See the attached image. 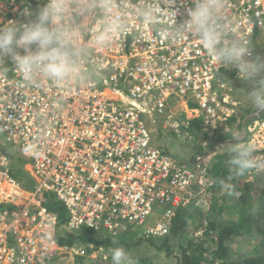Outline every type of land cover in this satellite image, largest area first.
Segmentation results:
<instances>
[{
  "label": "built area",
  "instance_id": "2783aa9c",
  "mask_svg": "<svg viewBox=\"0 0 264 264\" xmlns=\"http://www.w3.org/2000/svg\"><path fill=\"white\" fill-rule=\"evenodd\" d=\"M156 2L162 11L159 26H142L129 12L128 31L97 50L101 75L84 86L58 89L44 82L31 88L7 57L0 62V205L13 206L0 209V264L108 259L91 244L59 243V216L43 205L44 192L65 205L68 232L87 229L116 236L142 228L146 239L167 236L177 209L203 191L194 192L193 169L156 146L153 129L190 139L195 120L205 132L235 129L264 159V115L257 113L245 129L236 122L243 111L236 81L243 77L212 58L198 41L174 37L170 0ZM43 3L0 0V24L24 22L23 8ZM224 3L234 33L254 52L255 34L264 35V0ZM190 6L191 0H177L178 23ZM30 143L35 150L26 152ZM16 151L28 162L25 170L34 181L30 189L13 177ZM261 175L250 171L248 181Z\"/></svg>",
  "mask_w": 264,
  "mask_h": 264
},
{
  "label": "clouds",
  "instance_id": "9594fccd",
  "mask_svg": "<svg viewBox=\"0 0 264 264\" xmlns=\"http://www.w3.org/2000/svg\"><path fill=\"white\" fill-rule=\"evenodd\" d=\"M170 2L172 6L167 10L168 16L175 21L171 34L198 41L216 61L238 70L239 78L243 77L241 81L249 85L247 96L255 112L247 116L240 126L245 129L250 121L257 119V113L264 115V58L254 54L248 42L234 33L225 14L224 0H191L186 18L179 23L175 7L177 0ZM129 12L145 27H158L162 15L156 0H44L43 5L35 9L29 5L21 13L26 18L24 22L9 20L0 24V62L5 63L4 58L7 57L14 70L21 73L24 84L31 88H39L44 82L58 89L84 86L101 75L102 65L95 55L97 50L109 46L118 35L128 31ZM244 112L243 109L241 117L246 115ZM234 133L235 129L229 134ZM233 136L234 143L228 149L229 174L217 181L219 187L232 195L235 191L232 181L242 176L240 183L251 187L260 183L264 190V176L248 181L250 171L264 172V159L254 155V145L246 141L242 134ZM191 137L181 139H187L194 145V137ZM204 142L198 143V146L206 150L208 143L205 147ZM34 150L35 145L31 143L25 147L26 152ZM201 159L191 163L193 167L181 162L197 174L193 186L195 194L205 190L208 182L199 174V166L205 161V158ZM199 197L206 198L204 200L209 198L204 197L203 192L194 200ZM109 251L113 264H136L123 247Z\"/></svg>",
  "mask_w": 264,
  "mask_h": 264
},
{
  "label": "trees",
  "instance_id": "16d2710c",
  "mask_svg": "<svg viewBox=\"0 0 264 264\" xmlns=\"http://www.w3.org/2000/svg\"><path fill=\"white\" fill-rule=\"evenodd\" d=\"M258 36L259 32H257L253 38L255 54L258 53L257 45L260 41L259 38H261L262 35L261 37ZM234 74V72H231L227 74L226 77L230 78V76H233ZM253 112L254 111H250L247 116ZM247 116H240L236 119V122H238L237 125L241 126ZM188 133L194 137L195 141L198 142V139L201 140L200 144L203 141L208 143V140L212 138V141L210 142L211 145L209 146L211 149H214L219 145L216 150L211 152L212 155L210 153V158H212V156L213 158L206 166V170L209 172V177L207 179L209 182H207L204 188L206 195L209 198L208 201H206L199 197L190 205L178 209L173 220L171 231L167 236L146 239L142 235L136 234L134 232L135 229H132L129 233H126V231L117 234L118 237H114L107 231H104L106 232L105 234L100 233L102 231H99L98 233H100V237L92 236V233H89L86 229L76 232H68L65 230L66 219H68L65 205L57 198H53L51 193L44 192L40 195L43 205L59 216V243L70 247L91 244L95 247L94 249H103L104 253L110 258L111 253L109 249L123 247L129 252L133 259L136 260V264H264V253L261 252H257L255 256L253 255L248 258L243 256H236V258L233 257V244L237 243L240 238H248L253 233L252 231L254 227L252 224H254V222L251 219V214L247 212L248 214L242 217L239 222H234L225 221L223 219L221 215L225 208L222 206L217 214L213 212L215 205L216 207L219 206V199H226L225 196L227 193L221 190L217 181L225 178L229 174V168L227 165V160L229 159L228 149L229 145L234 143L232 140L234 136L230 134H222L219 131L203 132L200 128V121L198 120L191 123ZM190 146L192 145L190 144ZM206 156L207 155L204 156V154L202 156V151H200V157ZM11 158L14 161V164L18 166V168H13V173L16 175L18 173H24L27 178L32 180L33 187L34 181L24 169L27 166V160L24 159L18 151H16ZM20 159L24 161L26 160L25 167L23 168L19 165ZM205 163L206 162L204 161V164ZM240 179L239 176L232 181L235 185V191L239 189ZM242 185L241 187L245 188V191H251L250 185L244 183H242ZM224 204L225 206H230L228 201H224ZM217 208L219 209V207ZM227 208L229 209L231 207ZM0 209H8L11 211L13 206L3 204L0 205ZM251 209H254V207H251ZM248 210L250 211V208ZM209 217H211L210 220ZM91 251L92 249L90 252ZM77 263L113 264V262H110L109 260H92L87 258H80Z\"/></svg>",
  "mask_w": 264,
  "mask_h": 264
},
{
  "label": "rangeland",
  "instance_id": "374dc122",
  "mask_svg": "<svg viewBox=\"0 0 264 264\" xmlns=\"http://www.w3.org/2000/svg\"><path fill=\"white\" fill-rule=\"evenodd\" d=\"M257 51H258V53H256V55L258 57L264 58V35H262V37L260 38V41L257 45ZM240 82H242V83H236V95L242 101L243 109L245 111L244 114H246L245 116H247L251 110L254 111V108L251 105V103L248 99V96H247V90L249 88V85L244 81H240ZM260 123L263 124L264 120L260 121ZM236 134H241V131L240 132L237 131L236 133H234L232 135H236ZM152 135H153L154 142H155L156 146L160 150H162L165 154L173 157L178 162L186 163L190 167H193L191 165L190 161L194 157H198L200 155V151H202V156H203V153H204V156L207 155L205 157V159H206L205 165L206 166L210 163V161L213 158V156H212V158H210V154L208 152V149L204 150V149H202V147H198V142L200 143V141H201L199 139H198V142L193 139V141H195L194 145L190 146V143L187 141V139L186 140L181 139V137H178L172 131H164L161 128H159L158 130H152ZM211 141H212V138H210L208 140V146L211 145L210 144ZM198 148L200 151L198 150ZM223 151H221V152H223ZM199 159H201V157H199ZM25 163H26V160L25 161L22 159L19 160L20 167H22V168L25 167ZM206 166H204V162L201 163V165L199 166V174L201 175L202 178H205L207 180L209 177V175H208L209 172L206 170ZM13 177L20 183V185L23 188H31L32 187V180L27 178V176L24 173H18L17 175L13 173ZM241 177L242 176H240V178ZM208 182H209V180H208ZM204 183H206V182L204 181ZM239 184H240L239 189L236 190L232 195L227 194L225 196L226 197L225 200L219 199V202H218L219 206H217V207H219V209L215 205L213 212L215 214H217L218 211H220L221 208L223 207V208H225V210L222 212V215H221L223 217V219L225 221H234V222H239V220H241L242 217H244L248 213H250L251 216H253L255 219V224L258 225L259 224L258 221H260V222L262 221L264 224V211H263L264 208L262 209V213H261V210L258 211L256 208L251 209L252 203L255 202L256 200H258V198H259V194L257 193V188L260 186V183L251 187V191H250L251 193L248 191H245L244 190L245 188L241 187L242 183H239ZM240 188H241V190H240ZM51 195L53 198L56 199V197L53 193H51ZM204 195L206 196V194H204ZM206 201H208V200H206ZM224 201H226V202L228 201V204L230 206H228V205L225 206ZM262 205L264 206V197L262 198ZM232 206H233V208H232ZM165 207L167 208L168 205H166ZM227 207H231V208L228 209ZM249 208H250V211L248 210ZM210 219H211V217H209V220ZM142 230H143L142 228H136L134 232L136 234L141 235ZM190 230H192V229H190ZM130 231H132V230H129L126 233H129ZM88 232L92 233V236H98V237H100V233H103V234L106 233L104 231L98 233V232H92L90 230H88ZM114 237H118V235L114 236ZM248 238H240L237 243L233 244L232 250L234 252V255H233L234 258H236V256L237 257L243 256V257L248 258V257H251L253 255L255 256L257 254V252L264 253V242H262L261 244H259L257 246V244H255V243H258V242H256L258 238H255L254 236H253V238H251L252 240L248 239ZM247 241H249V242L247 243ZM239 242H240V244H239ZM108 257L109 256L107 255V258ZM107 260L112 262V259L110 257Z\"/></svg>",
  "mask_w": 264,
  "mask_h": 264
},
{
  "label": "crops",
  "instance_id": "0c3cea01",
  "mask_svg": "<svg viewBox=\"0 0 264 264\" xmlns=\"http://www.w3.org/2000/svg\"><path fill=\"white\" fill-rule=\"evenodd\" d=\"M238 83H242V82H238ZM154 130V129H153ZM192 146H193V144H191ZM221 145V144H220ZM218 146L219 145H217L214 149H211V148H209V146H208V152L209 153H211L212 151H214V150H216L217 148H218ZM199 147V146H198ZM5 149H7V146L5 147ZM208 154V153H207ZM205 157H203V159H204ZM198 159H199V157H194L191 161H190V163H194L195 164V162H197L198 161ZM202 160V159H201ZM205 160V159H204ZM34 185V184H33ZM256 185V184H255ZM254 186V185H253ZM24 189H26V188H24ZM28 189V188H27ZM30 189V188H29ZM254 190V189H253ZM201 191H203L204 192V194H206V191L204 190V189H201ZM257 193L259 194V198H258V200H256L255 202H253L252 203V207H254V209L256 208L258 211H260L261 210V213H262V209L264 208V206L262 205V198L264 197V190L261 188V186H259L258 188H257ZM204 197H207V195L205 196L204 195ZM204 199H206V198H203V200ZM8 205V204H7ZM263 211H264V209H263ZM252 221L254 222V224H252L253 225V227H254V229H253V233L251 234V236L248 238V239H251V238H253V236L255 237V238H258L257 239V241L256 242H258V243H255V244H257V246L259 245V244H261L262 242H264V224H263V222L261 221H258V225L257 224H255V219H254V217L252 216ZM261 230V231H260ZM252 240V239H251ZM249 241H247V243H248ZM251 242V241H250ZM239 244H240V242H239ZM246 253V252H245Z\"/></svg>",
  "mask_w": 264,
  "mask_h": 264
},
{
  "label": "bare ground",
  "instance_id": "6f19581e",
  "mask_svg": "<svg viewBox=\"0 0 264 264\" xmlns=\"http://www.w3.org/2000/svg\"><path fill=\"white\" fill-rule=\"evenodd\" d=\"M262 129H264V126H263V128Z\"/></svg>",
  "mask_w": 264,
  "mask_h": 264
}]
</instances>
